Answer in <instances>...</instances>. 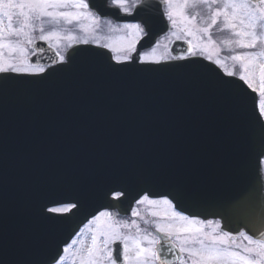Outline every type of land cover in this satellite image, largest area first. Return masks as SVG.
I'll return each mask as SVG.
<instances>
[{"label": "water", "instance_id": "1", "mask_svg": "<svg viewBox=\"0 0 264 264\" xmlns=\"http://www.w3.org/2000/svg\"><path fill=\"white\" fill-rule=\"evenodd\" d=\"M152 5L140 50L167 29ZM263 157L257 95L201 58L116 63L77 45L43 75L0 73V264H52L85 219L145 193L261 238ZM64 202L80 210L47 212Z\"/></svg>", "mask_w": 264, "mask_h": 264}, {"label": "flooded vegetation", "instance_id": "2", "mask_svg": "<svg viewBox=\"0 0 264 264\" xmlns=\"http://www.w3.org/2000/svg\"><path fill=\"white\" fill-rule=\"evenodd\" d=\"M71 1L73 3H66L64 8L68 16L50 20L44 11L53 3L46 1L41 17L33 15L32 19L43 25L42 38L51 44L61 60L76 44L67 42L64 35L80 37L77 43L105 47L118 61L129 60L137 54L139 41L148 34L146 19L152 18V14L140 8L145 0ZM157 1L161 3L159 6L148 7L155 8L157 13L162 9L169 28L151 47L141 51V60L206 57L203 39L208 34L198 37L197 29L190 25L194 19H201L202 11L209 10L206 0L196 5L194 0ZM72 6L83 15L76 18ZM52 25L57 28L50 27ZM123 30H131L139 36L134 48L129 46V36H118ZM53 35H58L59 40L52 42L49 38ZM175 43H179L177 47ZM43 70L39 68L37 72ZM113 196L116 200L122 197L121 194ZM72 207L70 204L53 210L66 213ZM160 246L170 250V254L164 256L165 261L159 257ZM174 246L180 256L172 251ZM58 264H264V238L256 240L245 232L224 231L218 220L189 217L167 198L145 195L130 208L121 204L120 208L105 209L89 217L64 246Z\"/></svg>", "mask_w": 264, "mask_h": 264}, {"label": "rangeland", "instance_id": "3", "mask_svg": "<svg viewBox=\"0 0 264 264\" xmlns=\"http://www.w3.org/2000/svg\"><path fill=\"white\" fill-rule=\"evenodd\" d=\"M46 1H50L53 3V6L46 7ZM222 1H231L235 2L236 0H206L209 6L216 5L221 3ZM73 3L71 0H2L0 2V70L3 69H14V71L18 72H32L30 68V64L28 62V51L29 45L32 43L33 38L36 36H31L28 27H31L33 31L37 33V29L39 27V23L32 21L33 15H37L34 12H39L41 6H44L45 11L44 14L50 19H61L63 16H68L66 14V10L64 9L68 4ZM251 13V9H249L247 5H241ZM74 12L73 15L78 18L83 15L81 10L72 6ZM253 11L257 14H260L264 17V2L260 5L254 7ZM263 20V19H262ZM212 23L209 25H204L201 22H197V20H193L190 22V25L197 29L198 37L202 33H207L208 37H204L203 42L206 44V57L210 60H213L225 67L229 73L239 74L242 71V76L246 77V81L249 84H252V88L256 89L260 93V108L264 114V77L261 75V70L255 71L252 70L254 66L251 61L253 58L251 56H255V54H263L264 50L262 46H264V26L260 29L256 27L253 29L252 25H249L246 30L249 32L248 36H252V40L261 41L258 42V45L253 44L252 47L256 49V53L254 51H246L243 53L244 57H240L237 51L241 48L240 44H235L229 46L227 42H219V39L212 37L211 27L212 25L222 23L224 27L230 28L232 27L231 20L225 10V8H216L213 12ZM16 27V28H15ZM125 29H128L126 27ZM30 36V37H29ZM67 38V42L77 43L80 42V37L75 35H64ZM118 36L124 38L129 36V46L130 48H134L139 40V36L133 34V32L123 30L118 32ZM58 35H53V38H49L51 40H59ZM110 43H113L109 41ZM14 43L16 46L14 47ZM28 45V47H27ZM58 45V42L56 43ZM22 46V48L20 47ZM59 46V45H58ZM27 47V48H26ZM61 47V46H59ZM124 47V46H123ZM20 48V49H19ZM244 50H248L247 46L243 47ZM262 52L260 53V51ZM27 51V52H26ZM230 52L231 56H225L226 52ZM234 54V55H233ZM264 57V56H263ZM228 58V60H227ZM227 60V63L225 62ZM235 68H239V73L234 72ZM249 68V69H248ZM251 68V69H250ZM262 68V67H261ZM248 69V70H246ZM247 71V74H245ZM250 71V72H248ZM251 78H256L251 79ZM258 80L261 82L258 83ZM262 83V84H261Z\"/></svg>", "mask_w": 264, "mask_h": 264}]
</instances>
